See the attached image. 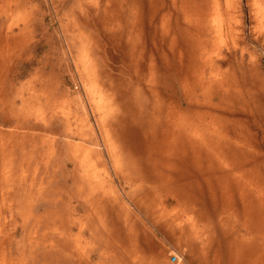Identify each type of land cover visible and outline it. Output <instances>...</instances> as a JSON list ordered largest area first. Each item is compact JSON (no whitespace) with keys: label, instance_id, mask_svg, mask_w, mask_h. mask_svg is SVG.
Listing matches in <instances>:
<instances>
[{"label":"rangeland","instance_id":"1","mask_svg":"<svg viewBox=\"0 0 264 264\" xmlns=\"http://www.w3.org/2000/svg\"><path fill=\"white\" fill-rule=\"evenodd\" d=\"M264 264V0H0V264Z\"/></svg>","mask_w":264,"mask_h":264},{"label":"built area","instance_id":"2","mask_svg":"<svg viewBox=\"0 0 264 264\" xmlns=\"http://www.w3.org/2000/svg\"><path fill=\"white\" fill-rule=\"evenodd\" d=\"M171 264H181L180 257L176 254H173L170 258Z\"/></svg>","mask_w":264,"mask_h":264}]
</instances>
